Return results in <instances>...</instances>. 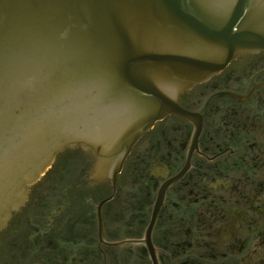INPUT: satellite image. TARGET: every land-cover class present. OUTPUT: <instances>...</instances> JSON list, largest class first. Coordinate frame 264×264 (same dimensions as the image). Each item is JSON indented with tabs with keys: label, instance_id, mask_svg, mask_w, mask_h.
Instances as JSON below:
<instances>
[{
	"label": "water",
	"instance_id": "1",
	"mask_svg": "<svg viewBox=\"0 0 264 264\" xmlns=\"http://www.w3.org/2000/svg\"><path fill=\"white\" fill-rule=\"evenodd\" d=\"M254 49L264 0H0V228L65 148L115 182L149 127L189 117L179 93Z\"/></svg>",
	"mask_w": 264,
	"mask_h": 264
},
{
	"label": "flooded vegetation",
	"instance_id": "2",
	"mask_svg": "<svg viewBox=\"0 0 264 264\" xmlns=\"http://www.w3.org/2000/svg\"><path fill=\"white\" fill-rule=\"evenodd\" d=\"M179 105L193 117L171 113L139 138L101 223L108 180L88 188L93 214L83 222L73 214L86 236L63 235L69 211L52 214L56 224L30 225L23 253L10 246L16 230L0 232V264H264V49L238 54ZM74 196L67 201L76 207Z\"/></svg>",
	"mask_w": 264,
	"mask_h": 264
},
{
	"label": "rangeland",
	"instance_id": "3",
	"mask_svg": "<svg viewBox=\"0 0 264 264\" xmlns=\"http://www.w3.org/2000/svg\"><path fill=\"white\" fill-rule=\"evenodd\" d=\"M88 154L86 153L85 155L79 147L62 152L58 155L56 162L52 165L48 173H45L39 182L30 190L27 200L24 202L18 214L19 216L13 217L9 221L7 227L1 231V234L5 231L6 237L12 234L13 230L17 231L13 233L10 238V246L14 248L13 250H16L15 254L20 251L21 253L24 252V239L28 238L30 233H33V228L30 225H35V227L38 226L40 229H44V227L49 224H51V226L56 224L54 220L52 221V219H56V215L52 217V214L73 211L75 209V207L72 209L68 205L67 198H70L71 202V197L75 195L70 187L76 181L74 178L80 177V172L83 169L82 173L91 169V164L89 163L91 160L88 158ZM79 181L82 180L80 179ZM78 194L81 212L80 210H74L72 213L76 214L79 212L80 222L81 220L83 222L84 219L88 218L89 212L93 214V205L96 204V201L93 204L91 203L90 206L88 204L90 200L88 192L81 191ZM23 216L25 218L19 220V218ZM74 219L75 217L73 218L72 215H70V217L65 220L69 221L67 223L70 224L69 227L65 226L66 222L64 221L65 228L63 229V235L69 236L71 239L74 238L77 233L81 235V238L84 235L86 236L87 232L82 231L83 223L75 222ZM79 223L81 229L78 230ZM17 224H19V228L15 227ZM24 225H26L25 228H23ZM68 229L69 231L67 232ZM50 235L54 236L56 233L53 231ZM39 243L40 242H38L37 245H40Z\"/></svg>",
	"mask_w": 264,
	"mask_h": 264
}]
</instances>
